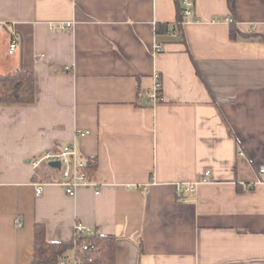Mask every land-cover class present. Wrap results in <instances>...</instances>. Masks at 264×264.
<instances>
[{
    "label": "crops",
    "instance_id": "crops-1",
    "mask_svg": "<svg viewBox=\"0 0 264 264\" xmlns=\"http://www.w3.org/2000/svg\"><path fill=\"white\" fill-rule=\"evenodd\" d=\"M194 2L184 41L158 52L176 0H0V74L35 87L0 103V264L31 262L35 224L68 241L76 222L115 237V264H264V0H235L234 18ZM72 143L96 159L98 194L32 166Z\"/></svg>",
    "mask_w": 264,
    "mask_h": 264
},
{
    "label": "trees",
    "instance_id": "trees-1",
    "mask_svg": "<svg viewBox=\"0 0 264 264\" xmlns=\"http://www.w3.org/2000/svg\"><path fill=\"white\" fill-rule=\"evenodd\" d=\"M228 9L232 17H235V0H226ZM185 17L183 15V6L181 0H176V15L172 23H157L155 26V36L184 41L183 24ZM238 30L235 27V21L232 20L230 35L235 37ZM157 44L161 45L158 38ZM161 95V89H160ZM35 98L34 76L31 71L16 69L12 72L0 74V103H31ZM47 170L52 174L42 175L45 181L55 182L60 179V172L46 165ZM83 172L90 181H95L97 169L96 159L86 158L83 166ZM250 188H252L250 186ZM86 244L87 248H81V244ZM34 252L33 258L29 264H58L64 260L69 264L73 260L76 264H115V237L104 235L97 232L77 233L74 231L73 238L68 241H49L45 236L44 225L37 223L34 226Z\"/></svg>",
    "mask_w": 264,
    "mask_h": 264
},
{
    "label": "built area",
    "instance_id": "built-area-1",
    "mask_svg": "<svg viewBox=\"0 0 264 264\" xmlns=\"http://www.w3.org/2000/svg\"><path fill=\"white\" fill-rule=\"evenodd\" d=\"M183 6V15L185 17L184 22H188L189 18L194 13V0H181ZM56 27L61 30H68L72 27V22H61L56 25ZM18 47V41L13 37L8 46V52L13 53ZM156 51H161L162 48L160 45L156 44ZM160 89H161V79L158 74H154V83L149 89L148 99L149 101L156 102L160 98ZM58 161L60 172V179L55 181L61 184L66 192V194L73 196L75 195L76 188L83 185H92L95 188V194L99 193L97 189V184L93 181H90L86 178L85 173L83 172V166L85 164V159L79 153L78 146L75 143L68 144L63 146L59 150H48L40 157H37L31 161L33 167H38L41 164L49 166V162ZM50 167V166H49ZM53 168V167H52ZM259 172L264 176V165L259 168ZM177 190L179 192L193 193L194 185L190 183H179L177 185ZM36 194H41L40 185L36 188ZM74 231L77 233H88L91 232V228L84 227L80 222L74 224ZM81 248H87L86 244H81ZM58 264H67L64 260L59 261ZM69 264H76V261L73 260Z\"/></svg>",
    "mask_w": 264,
    "mask_h": 264
},
{
    "label": "water",
    "instance_id": "water-1",
    "mask_svg": "<svg viewBox=\"0 0 264 264\" xmlns=\"http://www.w3.org/2000/svg\"><path fill=\"white\" fill-rule=\"evenodd\" d=\"M49 166L53 168H59V162L58 161H51L49 162Z\"/></svg>",
    "mask_w": 264,
    "mask_h": 264
}]
</instances>
